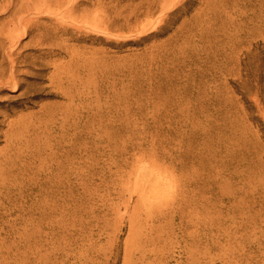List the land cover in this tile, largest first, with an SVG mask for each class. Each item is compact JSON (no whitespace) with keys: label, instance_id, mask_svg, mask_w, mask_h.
I'll list each match as a JSON object with an SVG mask.
<instances>
[{"label":"rangeland","instance_id":"1","mask_svg":"<svg viewBox=\"0 0 264 264\" xmlns=\"http://www.w3.org/2000/svg\"><path fill=\"white\" fill-rule=\"evenodd\" d=\"M0 264H264V0H0Z\"/></svg>","mask_w":264,"mask_h":264}]
</instances>
